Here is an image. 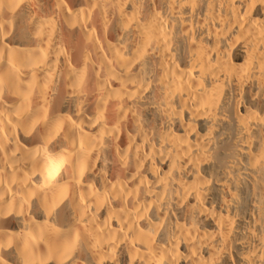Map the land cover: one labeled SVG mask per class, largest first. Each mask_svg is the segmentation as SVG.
Masks as SVG:
<instances>
[{
    "label": "bare ground",
    "instance_id": "bare-ground-1",
    "mask_svg": "<svg viewBox=\"0 0 264 264\" xmlns=\"http://www.w3.org/2000/svg\"><path fill=\"white\" fill-rule=\"evenodd\" d=\"M0 264H264V0H0Z\"/></svg>",
    "mask_w": 264,
    "mask_h": 264
}]
</instances>
